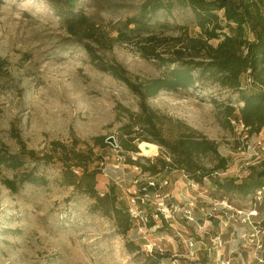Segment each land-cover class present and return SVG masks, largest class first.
<instances>
[{"label":"rangeland","instance_id":"1","mask_svg":"<svg viewBox=\"0 0 264 264\" xmlns=\"http://www.w3.org/2000/svg\"><path fill=\"white\" fill-rule=\"evenodd\" d=\"M144 1L81 0L75 11L84 15L85 24L71 35L61 14L71 7L67 0H0V148L15 154L24 146L41 159L51 155L52 142L90 150L91 161L99 159L87 167L100 171L97 191L115 187L119 206L129 213L134 200L147 218L143 223L129 213L131 228L121 234L112 219L91 210L90 199L59 185L56 159L46 166L26 161L19 173L34 167L48 184L23 185L13 193L3 184L13 172H0V264H151L156 259L157 264H264V188L242 198L212 185L249 183L262 171L264 128L250 135L234 121L237 112L229 120L222 114L241 105L240 93L207 81L203 88L161 92L147 101L161 115L214 141L227 160L225 170L200 183L175 168L151 176L125 162L127 157L144 166L155 157L170 162L156 143H149L157 149L150 156L138 149V140V153L125 156L107 143L110 137L117 143L121 127L138 112V99L122 82L98 71L82 45L99 49L103 62L121 67L132 82L159 77L166 65L141 54L140 38L117 40V30ZM190 15L178 9L167 19L158 17L167 27L154 35H193ZM86 31L100 44L86 39ZM172 51L157 49L161 57H171ZM247 77L240 87L244 93L255 90L247 87ZM94 138L109 146H96ZM200 161L206 169L215 166L211 155ZM149 181L156 188H147ZM144 188L148 197L141 204ZM158 204L164 213L154 220ZM128 243L134 244L131 251Z\"/></svg>","mask_w":264,"mask_h":264},{"label":"trees","instance_id":"2","mask_svg":"<svg viewBox=\"0 0 264 264\" xmlns=\"http://www.w3.org/2000/svg\"><path fill=\"white\" fill-rule=\"evenodd\" d=\"M67 1L71 7L61 13L62 22L69 34L75 35L79 28L84 27L86 18L80 11H75L81 0ZM178 9L191 14L196 32L189 36L186 33L177 37L155 36L157 28L167 27L165 23H158V17L167 19ZM133 14L117 30V40L126 43L133 38H140L141 54L166 65L159 77L132 82L125 77L121 67L104 63L98 55L99 49L88 44L82 45L98 71L108 73L122 82L138 99V112L131 114L129 123L121 127L116 149L120 155L125 156L127 153H138L135 145L137 140L139 143H156L170 155V162L161 157H155L149 166L141 165L128 157L125 162L136 165L142 173L151 176L161 174L166 168H175L200 183L212 172L225 170L227 160L218 155L214 141L208 140L178 119L161 115L147 101L161 92L192 90L196 86L203 88L204 82H215L220 87L240 93L238 98L241 105L237 109L224 111L223 116L229 120L231 112H237L234 121L240 122L250 135L259 133L264 128V0H146ZM84 34L86 39L100 44L94 33L86 31ZM211 41L218 42L216 46H212ZM162 47L173 49L171 57L160 56L157 49ZM247 75L251 79L250 88H255L250 93L240 90L242 77ZM211 103L216 108L220 106L216 99H211ZM93 142L101 148L109 146L104 143L103 138H94ZM51 146V155L45 154L42 159L34 151H27L24 146L15 154L0 148V172H13V179L3 180L7 189L14 193L23 185L45 187L48 179L39 174L36 168L25 173L19 171L26 161L36 164L40 161L46 166L56 159L60 163L56 179L59 185L70 187L74 193L90 199L92 211L112 219L120 233L126 234L131 228L132 219L127 209L118 205L115 187L104 193L97 191L96 176L100 171L87 168L90 163L99 159L91 161V151H79L76 145L68 148L61 143L52 142ZM209 155L215 159L213 169H206L200 161L202 157ZM261 167L262 171L249 183L234 184L233 180H227V185L215 182L212 185L225 189L226 192H236L242 198L247 197L264 188V161ZM133 245L127 244L130 251ZM157 263L156 259L151 264Z\"/></svg>","mask_w":264,"mask_h":264},{"label":"built area","instance_id":"3","mask_svg":"<svg viewBox=\"0 0 264 264\" xmlns=\"http://www.w3.org/2000/svg\"><path fill=\"white\" fill-rule=\"evenodd\" d=\"M246 85H247V87H250L251 86V79L249 78V77H247V79H246ZM118 160H120V159H118ZM166 185V182L165 183H163V186H165ZM156 186H157V183H154L153 181L151 182V181H149L148 183H147V188H156ZM142 192L144 193L142 196L144 197V198H141L140 199V197H135L134 199H140V203L141 204H143L144 203V201H145V198H147L148 197V195L145 193L146 192V189L144 188L143 190H142ZM136 202L133 200V202H132V205L130 206V208H129V213H130V215L132 216V218H134V219H136L137 221H141V222H146V217L144 216V212H142L141 210H139L138 208H136ZM162 205V204H161ZM161 205H159L158 204V209H157V213H155L153 216H152V219H158L159 217H161V215L164 213L163 212V209H161L160 207H161ZM190 216V215H189ZM145 217V218H144ZM193 221V220H192Z\"/></svg>","mask_w":264,"mask_h":264},{"label":"bare ground","instance_id":"4","mask_svg":"<svg viewBox=\"0 0 264 264\" xmlns=\"http://www.w3.org/2000/svg\"><path fill=\"white\" fill-rule=\"evenodd\" d=\"M139 150L143 152L144 156L156 155V151H157L154 145L146 143V142L140 143Z\"/></svg>","mask_w":264,"mask_h":264},{"label":"water","instance_id":"5","mask_svg":"<svg viewBox=\"0 0 264 264\" xmlns=\"http://www.w3.org/2000/svg\"><path fill=\"white\" fill-rule=\"evenodd\" d=\"M107 143L110 144L113 147H116L115 140L112 137L107 139ZM138 149H139V145H138Z\"/></svg>","mask_w":264,"mask_h":264}]
</instances>
